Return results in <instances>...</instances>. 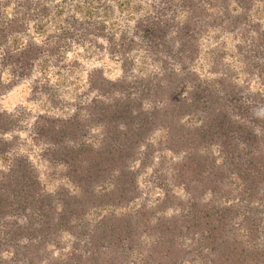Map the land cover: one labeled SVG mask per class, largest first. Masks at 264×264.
Wrapping results in <instances>:
<instances>
[{
	"label": "trees",
	"instance_id": "16d2710c",
	"mask_svg": "<svg viewBox=\"0 0 264 264\" xmlns=\"http://www.w3.org/2000/svg\"><path fill=\"white\" fill-rule=\"evenodd\" d=\"M45 1L0 0V72L7 70L10 75L6 82L0 77V92L28 77L34 62L58 47L61 32L47 35L39 44L29 38L19 46L8 41L23 34L29 20L48 13ZM166 2L177 5L184 13L181 19L166 16L157 7ZM230 3L238 8L236 14L228 10ZM9 6L8 15L5 8ZM206 7L220 8L209 14L210 25L225 30L244 22L250 0H159L151 3L150 14L133 23L130 36L122 34L117 39L89 20L71 19L63 27L69 38L76 29L80 38L90 34L104 38L108 52L120 58L121 75L108 79L100 68L90 69L87 91L93 95L89 99L76 102L66 117L39 114L33 120L32 139L47 147L43 156L48 162L63 167L61 174L76 188L75 193L43 189L30 161L14 152L18 136H4L18 118L0 111V157L5 158V167L0 168V231L2 243L11 247V255L0 257V264L20 259L29 264L42 260L46 264H126L132 255L137 264H176L183 252L177 239L193 234L198 237L197 247L207 252L206 264H264V245L245 244L256 238L252 221L246 225V242L241 241L229 226L237 212L232 205L214 204V200L200 203L196 198L219 191L223 173L218 171L223 166L238 180L240 198H252L264 181V130L254 132L248 117L255 104L234 100L237 88L222 74L205 80L188 69L197 53L198 34L204 30L198 19ZM256 42L263 44V37L257 35ZM135 45L159 61L160 71L146 76L128 71V53ZM232 114L239 122L231 119ZM194 116L203 128L200 136L199 127L191 128L183 120ZM96 125L99 135L87 139ZM158 128L165 130V147L181 153L171 171L175 184L188 194L184 202L177 201L182 209L189 206V215H156L165 203L162 200L152 207L139 205L131 213L107 211L88 220L90 210L123 208L135 198L130 165ZM199 141L203 150L196 147ZM212 145L219 165L208 153ZM64 232L73 240L69 254L59 258L45 254V244ZM142 234L151 241L140 244ZM22 240L25 243L18 245Z\"/></svg>",
	"mask_w": 264,
	"mask_h": 264
},
{
	"label": "rangeland",
	"instance_id": "374dc122",
	"mask_svg": "<svg viewBox=\"0 0 264 264\" xmlns=\"http://www.w3.org/2000/svg\"><path fill=\"white\" fill-rule=\"evenodd\" d=\"M159 0H46L48 13L36 20L26 23L23 34L10 38V45H22L28 38L36 43H41L44 38L52 33H58L59 43L53 54L42 55L34 62L30 75L20 79L12 87L0 92V111L8 112L12 117L18 118V124L10 133L4 136H18V143L14 152L30 161L37 172L38 180L46 192L52 193L58 189L75 193L76 188L61 174L63 167L52 164L43 156L46 146L32 139V124L36 115L43 114L55 117H66L71 114L75 103L89 99L93 94L87 91L86 74L92 68H100L103 76L115 79L121 75L120 58L108 52V44L102 37L80 38V30L73 32V37L66 36L63 27L71 19L77 21H92L96 25H103V33L112 35L117 39L120 35L130 36L133 23L142 15L150 14L151 3L157 4ZM174 3L177 0H173ZM204 2V0H203ZM228 10L236 14L238 8L230 3ZM165 15L175 14L181 19L184 13L178 10L177 5L169 2L158 4ZM204 16L198 19V25L203 24L204 30L198 34L197 53L189 63L188 69L196 73L200 79H211L222 74L223 77L235 84L237 93L233 99L238 103H254L249 118L253 121L254 132L264 130V43L257 44V35L264 39V0H250V7L244 22L240 25H231L223 30L211 27L210 13L214 15L220 8L206 7ZM5 13L10 14V6L5 8ZM212 17V16H211ZM257 25V29L253 27ZM257 50V51H256ZM129 61L126 65L128 71L137 76H146L160 71L159 61L149 56L140 45L133 46L128 53ZM154 57V56H153ZM168 59V58H167ZM215 72H212V71ZM2 82L10 79L7 70L0 72ZM35 87V90L32 88ZM236 97H239L236 99ZM241 110L243 108H240ZM231 119L239 122L236 115ZM184 122L191 128L199 127V136L203 128L198 118L185 117ZM100 126H93L87 139L98 136ZM165 130L158 128L149 136V146L141 147L137 154V161L130 165L134 172V186L137 195L123 208L113 209L109 206L87 212L88 220L95 219L107 211L117 213H131L139 205L154 206L165 200L156 210V215L176 218L189 215V206L183 209L180 202H184L188 194L183 186L175 184L172 176V163L177 161L181 153H173L164 145ZM199 138V137H198ZM203 143V142H202ZM201 141L197 148L203 150ZM214 158V165L221 163L215 146L208 149ZM210 157V156H208ZM4 157H0V168H4ZM143 163V165H140ZM218 171L222 174L219 191L216 193L204 192L196 196L200 203L211 202L214 204L232 205L236 209V216L230 220L231 233L241 241L246 242V230L251 221L255 224L256 238L249 244L264 245V181L257 186V191L252 198H240L238 180L233 174H227V168L221 167ZM226 173V174H225ZM222 193V194H221ZM188 201V200H187ZM162 207V208H161ZM0 231V257L7 259L11 247L2 243ZM140 244L149 243L151 237L144 234L140 236ZM72 238L67 233H62L55 240L45 244V254L52 257H64L71 251ZM196 234L186 235L177 239L179 247L183 249L176 264H206V250L197 247ZM25 240L18 242V245ZM41 252V250H40ZM78 252H81L78 250ZM21 258L20 255L17 259ZM15 261V260H14ZM137 257L132 255L126 264H137ZM14 264H29L22 259ZM32 264H46L45 260L33 261Z\"/></svg>",
	"mask_w": 264,
	"mask_h": 264
}]
</instances>
